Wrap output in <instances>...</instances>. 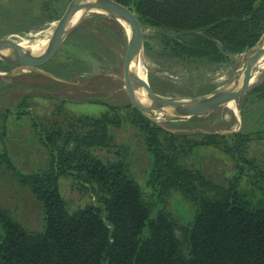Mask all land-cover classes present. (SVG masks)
<instances>
[{"label": "trees", "instance_id": "16d2710c", "mask_svg": "<svg viewBox=\"0 0 264 264\" xmlns=\"http://www.w3.org/2000/svg\"><path fill=\"white\" fill-rule=\"evenodd\" d=\"M113 1L154 33L145 38V47L161 64H179L184 69L220 67L231 57L254 49L264 35V0ZM44 7L52 18L59 16L54 2H44ZM95 30L103 33L94 34ZM126 35L110 16L85 18L45 68L68 81L91 70L82 57L107 68L108 62L118 61L114 48L123 50ZM159 84L153 83V88L162 89ZM24 93L14 108L0 111L2 134L14 114L18 120L33 115L35 139L48 153V167L25 174L6 148L0 151V167L5 165L30 190L43 208L45 224L40 232L29 230L0 207V264H264V169L249 152L251 142L264 141V84L241 98V124L236 131L231 128L236 122L231 111L228 123L219 117L216 126L173 125L176 128L170 131L132 105L90 102L107 107L95 117L71 112L65 100L59 101L50 92L40 97L29 90ZM41 98L58 101L52 117L33 112L34 100ZM220 109L176 119L192 124L212 118ZM125 121L140 131L152 155L148 198L131 173L126 148L117 151L115 161L95 153L117 148L112 129L121 128ZM201 149L231 157L238 173L227 184L212 181L202 166L190 162ZM246 169L257 173L254 185L262 198L241 187L248 176ZM61 178L72 179L91 203L70 208L60 192ZM172 193L180 194L192 207L181 225L167 202Z\"/></svg>", "mask_w": 264, "mask_h": 264}, {"label": "rangeland", "instance_id": "374dc122", "mask_svg": "<svg viewBox=\"0 0 264 264\" xmlns=\"http://www.w3.org/2000/svg\"><path fill=\"white\" fill-rule=\"evenodd\" d=\"M47 1H52L57 5L56 10L57 13H60L59 16L51 17V13L44 7V2ZM75 1L0 0V42L9 41L16 44L23 42L30 44L49 43L58 33L64 18L71 13L73 8L71 6ZM53 11L52 14L54 13ZM96 15L98 14L93 13L88 15L86 19H92ZM105 23L102 22L101 24ZM139 25L142 29L144 41V50L140 59L147 72V84L155 94L168 100L182 98L198 99L237 85L251 58L260 48L264 47L263 35L260 41L261 45H257L254 49L241 55L231 57L229 62L220 67L200 66L184 69L179 64H176V66L164 61L161 64L158 57L150 53L151 51L148 52L145 47V38L152 36L154 33L144 28L140 22ZM96 32L99 35L103 33L100 30H95L93 33L96 34ZM102 36L105 37V35ZM126 37L127 43L123 50H120V47L114 48L118 61L116 63L113 62V64H111L112 62H108L107 68H99L96 61L91 62L88 56L82 57L83 63L91 64L92 68L81 74V76H78L75 81L66 80L71 84L54 80V82H50L44 77V74L41 73L43 77L37 76L41 74L35 75L36 73L31 71L32 68H36L49 72L45 67L58 55L65 42L47 62L39 64L37 67L24 62L17 63L11 56H6V60L0 59L3 62V65H0V68H2L0 69V111L9 106L14 108L22 96L25 95L24 91L26 90H29L37 97L50 92L59 101L65 100L67 108L71 112L95 117L104 113L107 107L90 102L99 101L121 107L131 106L132 103L126 91L125 56L129 43L128 35ZM109 40L107 37V41ZM263 70L264 57L253 70L254 81L259 80ZM136 78L140 86V72L137 73ZM163 78H168V81ZM153 83L158 84V86L161 83L162 89L157 88L158 90H155L152 85ZM172 84L178 85L177 87H173ZM248 93L232 102L233 106L230 103L228 106L222 107L221 111L212 118H200L192 124L185 121L179 122L176 118L169 117L167 113L152 112L151 115L155 118L157 117V120L168 130L176 128L173 125H178V128L199 126V129H204L205 126L218 125L216 120L219 117L223 118V122H230L232 115L229 111H231L236 119L231 128L236 131L240 129L241 124L238 104L242 101L241 98ZM144 94L143 98L148 102ZM57 104L58 101L55 103L54 101H46L41 98L36 101L34 100L31 108L33 112L37 113L36 116L47 117L50 115L52 117L51 114L56 109ZM31 116L23 115L22 119L18 120L16 114H14L7 123L4 136L2 134V126L0 125V151L6 148L14 165L25 174L45 170L48 167L49 160L47 151L35 139V130ZM208 122L212 123V125H204V123L210 124ZM112 131L117 148H111L109 151L106 149L96 150L95 153L104 160L115 161L118 158L117 151L123 147L126 148L128 150L127 160L131 173L141 186L144 195L148 198L151 194V189L148 187L147 182L152 169L153 159L145 147L143 136L128 121H125L121 128H113ZM249 150L250 158H254L257 165L264 169V141L251 142ZM190 162L196 166H202L206 175L212 181L220 184H227L238 173L231 157L215 149H201L197 151L195 155L190 157ZM245 173L248 176H244L241 187L248 190L249 194L253 192V195L258 199L262 198V192L254 185L257 182V173L254 170L247 169ZM59 183L61 195L69 202L70 208L85 207L91 203L90 196L82 191L72 179L61 178ZM167 202L171 213L180 225L183 223V220L187 221L188 216L192 214L190 202L186 201L180 194L172 193L167 198ZM0 207L7 209L29 230L40 232L44 229V212L41 204L35 199L29 189L19 183L18 179L5 165L0 167Z\"/></svg>", "mask_w": 264, "mask_h": 264}, {"label": "water", "instance_id": "95a60500", "mask_svg": "<svg viewBox=\"0 0 264 264\" xmlns=\"http://www.w3.org/2000/svg\"><path fill=\"white\" fill-rule=\"evenodd\" d=\"M93 6H97L104 11V13L99 14L110 16L119 22L125 29L129 37L128 49L125 56L126 91L128 97L133 108L137 109L147 119L161 128L165 127L157 120V118L151 115L152 112L167 113L171 118L191 119L194 116L207 114L220 107L228 106L230 103L239 99L242 95L264 84V70L259 80H253V70L258 62L264 57V47H262L249 61L242 75V81L240 83L238 81L237 85L198 99L182 98L178 100H168L155 94L147 84V89L145 90L144 95L149 104L143 105L139 102L137 97V91H139L140 88L134 72V65L139 62L144 50L142 29L139 25L138 18L113 0H76L71 6L73 7L71 13L64 18L58 33L49 41L45 50L42 52H36L25 49L21 44L4 41L0 42V59L6 60V56L9 57L10 55L17 61V63L24 62L36 67L39 64L41 65L47 62L64 44L68 36L81 24L86 16L89 15L88 11ZM79 13H81L80 17L74 22L75 17ZM258 45H261V42H259ZM31 71L42 73L57 82L69 83L68 81L60 79L43 70L32 68Z\"/></svg>", "mask_w": 264, "mask_h": 264}, {"label": "bare ground", "instance_id": "6f19581e", "mask_svg": "<svg viewBox=\"0 0 264 264\" xmlns=\"http://www.w3.org/2000/svg\"><path fill=\"white\" fill-rule=\"evenodd\" d=\"M93 12L99 14V13H104V11L100 8H98L97 6H93L89 9L88 13L89 15L93 14ZM80 14L79 13L75 19H74V22H76V20L80 17ZM88 15V14H87ZM128 29V28H127ZM47 42H42V43H38V44H30V43H21V45L27 49V50H33V51H36V52H42L43 50H45V48L47 47ZM8 55V54H7ZM261 61V60H260ZM259 63V62H258ZM263 69V68H262ZM134 72L135 74L137 75L138 72H140L141 74V84L139 86L140 90L137 91V97L139 99V102H141L143 105H148L149 103L146 102L143 98V94H144V90L147 89V81H148V78H147V72H146V69H145V66L142 62L141 59H139V62L137 64L134 65ZM242 81V77L239 79V83ZM231 106H233V103H231ZM159 115V114H158ZM157 118V117H156Z\"/></svg>", "mask_w": 264, "mask_h": 264}]
</instances>
